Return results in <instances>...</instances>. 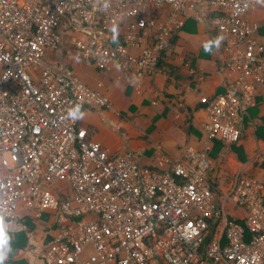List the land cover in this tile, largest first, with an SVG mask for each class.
<instances>
[{
    "label": "built area",
    "instance_id": "2783aa9c",
    "mask_svg": "<svg viewBox=\"0 0 264 264\" xmlns=\"http://www.w3.org/2000/svg\"><path fill=\"white\" fill-rule=\"evenodd\" d=\"M263 1L209 0L204 9L195 0H0V223H16L22 210L53 213L58 234L41 250L45 264H264L261 184L237 178L218 192L207 148L156 169L133 154L112 156L79 125L84 111L110 110L109 100L45 60L61 46L66 17L89 33L74 43L86 64L144 78L180 16L208 19L238 77L206 109V138L236 144L264 85V44L247 17ZM56 185L65 186L57 196ZM230 202L241 222L227 214ZM218 220L224 237L209 240Z\"/></svg>",
    "mask_w": 264,
    "mask_h": 264
},
{
    "label": "crops",
    "instance_id": "0c3cea01",
    "mask_svg": "<svg viewBox=\"0 0 264 264\" xmlns=\"http://www.w3.org/2000/svg\"><path fill=\"white\" fill-rule=\"evenodd\" d=\"M195 1L198 7L206 9L209 0ZM167 15V12L162 13V17ZM180 17L185 24L177 34L176 43L168 48L161 66L144 78L138 79L133 73L124 75L118 70L106 73L95 65L86 64L74 43L78 39L86 40L89 33L77 30L66 17L60 24L61 46L47 52L45 60L66 66L79 80L109 100L110 110L84 111L79 125L87 131L91 141L112 156L133 154L143 167L156 169L162 160L182 159L186 149L203 151L207 148L213 163L211 180L218 192H228L237 178L264 187V85L255 88V101L247 108L241 125L242 137L234 145L235 151L222 148L211 157L215 143L206 138V109L233 89L238 76L228 68L226 44L212 22L199 21L187 13ZM247 17L256 23L255 38L264 44V1L255 4ZM185 57L188 60L181 66ZM188 77L197 81L196 87L190 85ZM188 119L197 133L186 129ZM128 121H133V131L127 128ZM123 128L129 131L124 132ZM227 214L239 222L245 218L244 212L231 202L227 205ZM44 216L55 223L53 213L47 212ZM50 223L38 224L35 233L29 235L27 250L15 252L13 259L45 264L41 250L58 234L57 228L49 230ZM5 224L0 223V229L7 231L8 236L13 237L22 230L17 225L14 227L15 223ZM215 224V237L220 239L224 237L225 221L218 220ZM10 248V244L0 238V262L11 260Z\"/></svg>",
    "mask_w": 264,
    "mask_h": 264
},
{
    "label": "trees",
    "instance_id": "16d2710c",
    "mask_svg": "<svg viewBox=\"0 0 264 264\" xmlns=\"http://www.w3.org/2000/svg\"><path fill=\"white\" fill-rule=\"evenodd\" d=\"M190 17H188V18H190ZM184 24H185V22L180 27L174 29V31L172 32V37L170 39V48L176 43L177 34L181 29H183ZM167 52H168V49L161 53V56H160L159 61H158V67L161 66V63L164 60V57L166 56ZM186 60H188V57L183 58V62L181 63V66H183L185 64ZM178 69H182V68H178ZM188 82L192 86H193V84H195L194 87H196L197 86L196 84H198L197 81H195V79L191 78V77H188ZM206 105H208V104H206ZM206 105H202V107L205 108ZM186 126H187L186 129L189 131V133H191V132L195 133L196 132L191 127V119L187 120ZM214 143H215L214 154L213 153L210 154L211 157H214L215 155H217V153L222 148L231 149L233 152L235 151V147H234L235 144L225 143L220 138L215 140ZM236 153L239 154V151L236 150ZM21 212H20L21 214H19V217L17 220V226L22 229L20 232L15 233L14 236L12 237V236H8L10 234H8L7 231L2 230V235H0V238L3 239L7 244H10V246H11V248H10L11 249V260L4 262V263L0 262V264H29L26 260H23V259L22 260L13 259L14 253L20 252V251L25 252L27 250V248L29 246V235H31L32 233H35L36 227L38 226V224H42L44 226L46 223L47 224L50 223L49 219H47L48 216H44V218H43V215L41 217H39V216H36L35 214L27 213L25 210H22ZM229 220L231 221L230 218H229ZM54 222H55V220H54ZM7 224H11V223H6L5 225H7ZM50 225L51 226L49 227V230L51 228H57V230H58V226H57L56 222L50 223ZM216 226H217V224L212 223V231H211L212 234L209 237V240H213L216 238L215 237V233L217 231ZM47 244H48V242L46 243V245ZM224 245H225V240H224Z\"/></svg>",
    "mask_w": 264,
    "mask_h": 264
},
{
    "label": "rangeland",
    "instance_id": "374dc122",
    "mask_svg": "<svg viewBox=\"0 0 264 264\" xmlns=\"http://www.w3.org/2000/svg\"><path fill=\"white\" fill-rule=\"evenodd\" d=\"M128 123L129 124H127L128 125V129L129 130H132L133 131V129L132 128H134L133 126H134V123H133V121H128ZM123 130H124V132H126V131H129V130H127V129H125V128H123ZM65 186H58V185H56V186H53V190H54V192H55V195L57 196L58 195V193L56 192L57 191V189L58 188H64ZM16 225H17V222L14 224V227H16Z\"/></svg>",
    "mask_w": 264,
    "mask_h": 264
},
{
    "label": "clouds",
    "instance_id": "9594fccd",
    "mask_svg": "<svg viewBox=\"0 0 264 264\" xmlns=\"http://www.w3.org/2000/svg\"><path fill=\"white\" fill-rule=\"evenodd\" d=\"M70 115L75 117L77 115V113L74 111V112H71ZM81 115H82V113H81Z\"/></svg>",
    "mask_w": 264,
    "mask_h": 264
},
{
    "label": "snow or ice",
    "instance_id": "6c2138e0",
    "mask_svg": "<svg viewBox=\"0 0 264 264\" xmlns=\"http://www.w3.org/2000/svg\"><path fill=\"white\" fill-rule=\"evenodd\" d=\"M0 235H2V229H0Z\"/></svg>",
    "mask_w": 264,
    "mask_h": 264
}]
</instances>
